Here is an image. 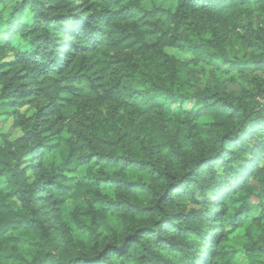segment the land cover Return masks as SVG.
<instances>
[{
	"label": "clouds",
	"instance_id": "clouds-1",
	"mask_svg": "<svg viewBox=\"0 0 264 264\" xmlns=\"http://www.w3.org/2000/svg\"><path fill=\"white\" fill-rule=\"evenodd\" d=\"M0 264H264V0H0Z\"/></svg>",
	"mask_w": 264,
	"mask_h": 264
}]
</instances>
